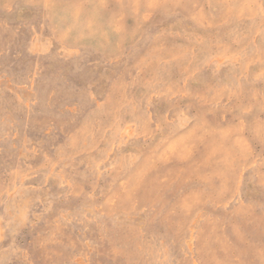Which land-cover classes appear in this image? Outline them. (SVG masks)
<instances>
[{"label": "rangeland", "instance_id": "rangeland-1", "mask_svg": "<svg viewBox=\"0 0 264 264\" xmlns=\"http://www.w3.org/2000/svg\"><path fill=\"white\" fill-rule=\"evenodd\" d=\"M0 264H264V0H0Z\"/></svg>", "mask_w": 264, "mask_h": 264}]
</instances>
